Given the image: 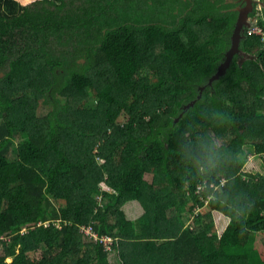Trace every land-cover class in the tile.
<instances>
[{
	"label": "trees",
	"instance_id": "1",
	"mask_svg": "<svg viewBox=\"0 0 264 264\" xmlns=\"http://www.w3.org/2000/svg\"><path fill=\"white\" fill-rule=\"evenodd\" d=\"M214 1L0 0V264H264V41L209 85Z\"/></svg>",
	"mask_w": 264,
	"mask_h": 264
},
{
	"label": "water",
	"instance_id": "2",
	"mask_svg": "<svg viewBox=\"0 0 264 264\" xmlns=\"http://www.w3.org/2000/svg\"><path fill=\"white\" fill-rule=\"evenodd\" d=\"M251 8L249 9H243L241 10L240 17L237 21L235 31L231 38V47L228 50V52L225 55V60L218 68L217 73L211 77L209 85H212L215 81L219 80L221 77L225 76L229 68L231 67L234 57L241 53V41L243 40L244 36L243 33L245 31V28H250L249 24V17L248 14L250 12ZM251 23V22H250ZM246 58L251 59L254 58L253 56L248 55ZM246 58H243L240 60V64H242ZM5 76L4 73L0 74V77L3 78ZM205 87H201V90L203 91ZM201 96L199 97V99ZM195 103H193L194 105Z\"/></svg>",
	"mask_w": 264,
	"mask_h": 264
},
{
	"label": "flooded vegetation",
	"instance_id": "3",
	"mask_svg": "<svg viewBox=\"0 0 264 264\" xmlns=\"http://www.w3.org/2000/svg\"><path fill=\"white\" fill-rule=\"evenodd\" d=\"M217 1L218 0H215L214 2L216 3ZM219 2L217 4L218 7L227 8V9H223L222 10L223 12L237 13V19H239V17H240L241 10L246 9V8L249 9V7H250L251 10L248 14L249 21L251 22V23L249 22L250 27L259 18L264 19V0H220ZM261 19H259V20H261ZM234 31L235 30H233V33H234ZM245 31H246V28H245ZM233 33H232V35H233ZM236 56H239V58H240L239 61H240L241 59L246 58L248 56V53L244 52L241 49V53L236 55Z\"/></svg>",
	"mask_w": 264,
	"mask_h": 264
},
{
	"label": "built area",
	"instance_id": "4",
	"mask_svg": "<svg viewBox=\"0 0 264 264\" xmlns=\"http://www.w3.org/2000/svg\"><path fill=\"white\" fill-rule=\"evenodd\" d=\"M249 36H260L262 37L263 41H264V28L260 25V22L256 21L254 22V24L249 28ZM82 233L91 238L94 239L95 241H97L99 239L98 234L94 231L92 226H84L82 227ZM112 241L111 238H106L105 239V243L109 244ZM10 239L0 236V248L3 247L4 243H9Z\"/></svg>",
	"mask_w": 264,
	"mask_h": 264
},
{
	"label": "rangeland",
	"instance_id": "5",
	"mask_svg": "<svg viewBox=\"0 0 264 264\" xmlns=\"http://www.w3.org/2000/svg\"><path fill=\"white\" fill-rule=\"evenodd\" d=\"M84 63V60H83ZM1 78V77H0ZM247 151H253V149H251L250 147L246 148ZM247 171H251V172H255V173H264V167L262 165L261 161H250V163L247 165L246 167ZM261 239H262V234H255L253 236V240L251 243V247H259L261 248V250L264 252V248L263 245L261 244ZM111 264H118L117 260L114 257H111Z\"/></svg>",
	"mask_w": 264,
	"mask_h": 264
},
{
	"label": "clouds",
	"instance_id": "6",
	"mask_svg": "<svg viewBox=\"0 0 264 264\" xmlns=\"http://www.w3.org/2000/svg\"><path fill=\"white\" fill-rule=\"evenodd\" d=\"M257 21H258V22H260V20H259V19H258ZM248 29H249V28H248Z\"/></svg>",
	"mask_w": 264,
	"mask_h": 264
},
{
	"label": "crops",
	"instance_id": "7",
	"mask_svg": "<svg viewBox=\"0 0 264 264\" xmlns=\"http://www.w3.org/2000/svg\"><path fill=\"white\" fill-rule=\"evenodd\" d=\"M259 19H261V18H259Z\"/></svg>",
	"mask_w": 264,
	"mask_h": 264
}]
</instances>
